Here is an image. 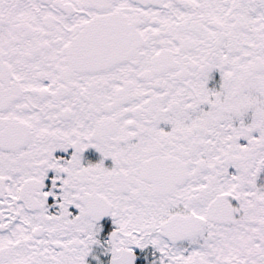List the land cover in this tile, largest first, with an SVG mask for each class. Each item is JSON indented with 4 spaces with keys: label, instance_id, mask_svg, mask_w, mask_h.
<instances>
[{
    "label": "snow or ice",
    "instance_id": "snow-or-ice-1",
    "mask_svg": "<svg viewBox=\"0 0 264 264\" xmlns=\"http://www.w3.org/2000/svg\"><path fill=\"white\" fill-rule=\"evenodd\" d=\"M0 264H264V0H0Z\"/></svg>",
    "mask_w": 264,
    "mask_h": 264
}]
</instances>
